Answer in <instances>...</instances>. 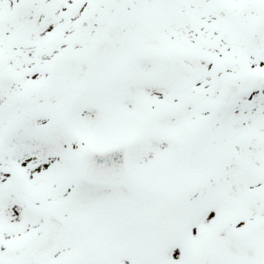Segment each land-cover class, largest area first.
I'll list each match as a JSON object with an SVG mask.
<instances>
[{"label":"snow or ice","instance_id":"1","mask_svg":"<svg viewBox=\"0 0 264 264\" xmlns=\"http://www.w3.org/2000/svg\"><path fill=\"white\" fill-rule=\"evenodd\" d=\"M0 264H264V0H0Z\"/></svg>","mask_w":264,"mask_h":264}]
</instances>
